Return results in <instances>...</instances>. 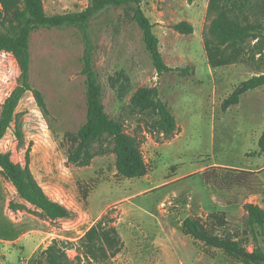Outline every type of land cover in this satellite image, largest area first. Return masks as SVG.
Here are the masks:
<instances>
[{
    "label": "rangeland",
    "instance_id": "1",
    "mask_svg": "<svg viewBox=\"0 0 264 264\" xmlns=\"http://www.w3.org/2000/svg\"><path fill=\"white\" fill-rule=\"evenodd\" d=\"M43 1L50 16L88 6V0ZM210 1L143 0L165 63L179 70L174 73L158 75L129 9L109 8L91 21L103 104L140 143L148 165L147 176L140 179L118 175L115 141L108 135L90 145L89 167L69 161L87 117L85 44L74 27L33 33L30 82L43 93L48 111L27 93L0 151L10 153L70 216L49 220L20 199L0 173V264H33L55 241L66 244L70 264H98L76 258L81 239L101 219L110 221L122 240L121 252L104 264H243L187 235L184 213L218 236L240 240L249 252L264 250V230L250 225L244 208L253 203L264 209V194L251 195L240 184V174L233 173L253 171L264 185L259 147L264 87L222 109L242 82L264 74V39L248 41L237 63L213 68L205 48L213 20ZM254 3L244 12L252 21L264 19L256 16L261 0ZM181 23L192 26L193 33L176 30ZM20 73L15 59L0 52V116ZM142 88L158 89L176 119L172 135L164 134L152 110L132 106Z\"/></svg>",
    "mask_w": 264,
    "mask_h": 264
},
{
    "label": "trees",
    "instance_id": "2",
    "mask_svg": "<svg viewBox=\"0 0 264 264\" xmlns=\"http://www.w3.org/2000/svg\"><path fill=\"white\" fill-rule=\"evenodd\" d=\"M257 0H211L209 13L213 17L205 48L209 64L213 68L237 63L243 46L250 40L261 42L264 39V19L251 20L244 12ZM143 0H88V6L77 12L50 16L46 13L43 0H0V52L10 54L20 69L19 85L4 102L0 116V141L11 129L19 103L27 93L34 94L39 107L47 112V103L40 90L30 82L31 38L41 29L74 27L82 35L85 49L83 54V75L85 76L87 117L86 123L77 134L78 145L70 151L69 161L89 167L92 155L90 145L108 135L115 141L116 169L125 179H140L148 174L138 140L126 133L124 125L112 119L106 112L102 99V87L94 68V46L90 32L91 21L109 8H126L132 13V20L142 31L143 40L158 75L174 73L177 68L169 67L160 51V40L154 32V24L142 8ZM259 4V3H258ZM264 16V0L258 5L256 16ZM181 33H193V27L181 23L175 27ZM187 73V70H183ZM264 87V74L242 82L223 102L222 109L228 111L240 103L247 92ZM156 88H142L132 97V106L141 111L152 110L159 119L165 135H172L176 129V119L168 105L159 99ZM260 153H264V131L259 140ZM0 173L10 182L16 194L35 211L51 221L65 220L70 210L50 198L38 182L22 166L15 164L10 153L0 151ZM240 174L239 182L251 195L264 194V185L253 171L233 172ZM245 211L253 227L264 230V209L248 203ZM184 232L208 247L222 250L229 257L243 264H264V250L249 252L240 240L229 235L218 236L199 218L188 217L183 222ZM66 244L55 241L33 264H70ZM122 249V240L117 228L104 219L99 220L81 239L77 260L87 259L104 264L117 256Z\"/></svg>",
    "mask_w": 264,
    "mask_h": 264
},
{
    "label": "water",
    "instance_id": "3",
    "mask_svg": "<svg viewBox=\"0 0 264 264\" xmlns=\"http://www.w3.org/2000/svg\"><path fill=\"white\" fill-rule=\"evenodd\" d=\"M186 218H187V214H186V213H184V214L182 215V219L185 221V220H186Z\"/></svg>",
    "mask_w": 264,
    "mask_h": 264
}]
</instances>
